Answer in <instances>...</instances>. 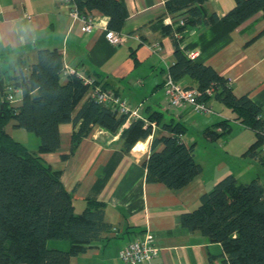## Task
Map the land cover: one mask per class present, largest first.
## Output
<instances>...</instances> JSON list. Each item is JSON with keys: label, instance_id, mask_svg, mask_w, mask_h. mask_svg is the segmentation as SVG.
Segmentation results:
<instances>
[{"label": "crops", "instance_id": "obj_1", "mask_svg": "<svg viewBox=\"0 0 264 264\" xmlns=\"http://www.w3.org/2000/svg\"><path fill=\"white\" fill-rule=\"evenodd\" d=\"M122 1L128 11L120 32L125 37L123 42L113 44L105 35L107 17L97 10L88 12L94 28L85 32L84 21L71 14L75 5L70 0H0L2 93L21 70L29 73L39 49L56 48L62 54V81L70 71H75L114 91L130 107H136L143 118L159 110L165 119L180 121L185 126L181 141L193 145L194 159L201 165V172L179 189L147 182L143 161L151 153L152 139L154 135L168 133L154 122L152 134L137 141L128 152L122 149L121 129L114 134L96 126L72 154L63 158L69 153L72 124L61 123L59 149L43 153L42 157L61 170V181L72 194L76 212L83 209L87 199L101 200L105 203V219L112 225L105 238L72 256L69 264H124L118 258L119 249L146 232L153 235L160 252L150 263L140 264H222L221 244L197 231H188L181 225L180 217L196 208L201 195L227 174H233L240 182L258 178L264 184L259 176L264 166L244 155L256 139L255 132L234 120L232 111L215 98L205 102L208 112H197L186 105L171 107L162 85L170 75L174 43L162 29L182 16L166 14L167 0ZM204 6L207 12L221 18L235 6V0H207ZM180 43L187 55L193 54L194 61L211 66L228 79L236 96L247 94L264 115L262 11L241 23L219 19L187 29ZM178 83L184 87L191 84L187 77ZM11 93V105L19 106L21 89L12 88ZM130 120L122 127H127ZM220 120L229 121V132L216 140L205 137V128ZM5 130L30 150L37 149L39 137L19 127L15 119L7 122ZM234 136L244 141L239 148L229 147L226 141ZM221 140L222 144L216 145ZM160 148L158 145L156 149ZM48 245L68 247V243L65 247L58 240L49 241Z\"/></svg>", "mask_w": 264, "mask_h": 264}, {"label": "trees", "instance_id": "obj_2", "mask_svg": "<svg viewBox=\"0 0 264 264\" xmlns=\"http://www.w3.org/2000/svg\"><path fill=\"white\" fill-rule=\"evenodd\" d=\"M70 1L79 14L97 10L105 15L107 28L116 32H121L128 16L122 0ZM206 1H166V14L184 16L183 24L174 21L162 29L174 43L168 73L176 82L189 78L188 87L197 90L199 101L220 100L232 111L234 120L252 129L256 139L244 155L264 166L262 108L247 94L236 96L228 79L211 66L194 61L180 43L185 31L196 26L219 19L241 23L259 11L264 17V0H235V6L221 18L206 11ZM9 85L21 89L22 102L11 105L7 89L0 96V264H69L72 256L85 252L112 231L105 219V203L87 199L83 209L76 212L72 194L61 181V170L42 157L59 149L61 123L72 124L69 153L63 158L72 154L96 126L114 134L121 129L122 149L128 152L137 141L152 134L154 122L168 133L152 139L151 153L143 161L146 181L179 189L201 172L193 145L181 141L185 126L180 121L165 119L159 110L145 118L139 112L138 117L119 115L110 105L86 96L89 86L75 71L62 81V54L56 48L39 49L29 73L21 70ZM93 85L107 89L96 80ZM10 119L39 137L35 151L6 132ZM129 119V125L122 127ZM229 130V121L220 120L203 133L216 140ZM158 145L160 149H156ZM180 219L188 231H197L221 244L222 264H264V184L258 178L240 182L233 174L223 176L201 195L198 206L182 213ZM52 240L66 241L68 247H51L48 242Z\"/></svg>", "mask_w": 264, "mask_h": 264}, {"label": "built area", "instance_id": "obj_3", "mask_svg": "<svg viewBox=\"0 0 264 264\" xmlns=\"http://www.w3.org/2000/svg\"><path fill=\"white\" fill-rule=\"evenodd\" d=\"M71 14L73 16L80 17L84 21L82 30L85 32H91L93 30L94 23L88 12L79 14L76 8H74ZM178 21L180 24H183L184 16L179 17ZM105 35L107 40L113 44L123 42L125 37L124 34L109 29L106 31ZM189 56L192 57L193 54L191 53ZM82 80L85 85H88L91 88L90 96L98 102L110 105L119 115L127 114L130 117H138V109L136 107H130L126 101L119 97L114 91L110 89H102L98 85H93L94 80L89 77H82ZM162 87L165 98L171 107L175 108L186 105L197 112H208L210 110L205 102L197 99L199 93L196 89L182 86L173 80L170 75L166 77ZM6 89L8 91L7 99L11 101L13 99V95L11 93L12 88L9 86ZM159 252L160 248L156 245L153 235L146 232L142 237L131 240L123 245L118 251V258L124 264H140L143 262L150 263L151 260L159 254Z\"/></svg>", "mask_w": 264, "mask_h": 264}, {"label": "rangeland", "instance_id": "obj_4", "mask_svg": "<svg viewBox=\"0 0 264 264\" xmlns=\"http://www.w3.org/2000/svg\"><path fill=\"white\" fill-rule=\"evenodd\" d=\"M91 89V88H90ZM133 108H135V107H133ZM233 140H231V138H228L226 141H229L228 143H229V147H234V148H239L238 146H239V144L241 143V144H243V142L244 141H242V140H239V139H237V137H233L232 138ZM239 142V143H238ZM220 144H222V140L221 141H218L217 142V144L216 145H220ZM218 147V146H217ZM216 147V148H217ZM219 148V150L220 151H224L222 148H220V147H218ZM204 155V154H203ZM229 160H232V158L231 157H229L228 158ZM226 161H227V159H225ZM237 161H240V159L239 160H237ZM208 162H213V159H208ZM263 180H264V172H261L260 173V175H259ZM247 180H250V179H247ZM62 244H64L65 245V247L67 246V242L66 241H62Z\"/></svg>", "mask_w": 264, "mask_h": 264}, {"label": "water", "instance_id": "obj_5", "mask_svg": "<svg viewBox=\"0 0 264 264\" xmlns=\"http://www.w3.org/2000/svg\"><path fill=\"white\" fill-rule=\"evenodd\" d=\"M3 83H4V77L2 76V70L0 67V93H2Z\"/></svg>", "mask_w": 264, "mask_h": 264}]
</instances>
